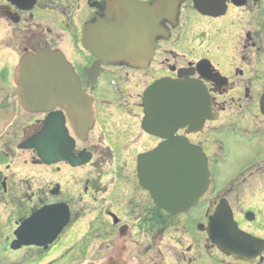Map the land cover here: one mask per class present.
I'll use <instances>...</instances> for the list:
<instances>
[{"label": "flooded vegetation", "instance_id": "flooded-vegetation-1", "mask_svg": "<svg viewBox=\"0 0 264 264\" xmlns=\"http://www.w3.org/2000/svg\"><path fill=\"white\" fill-rule=\"evenodd\" d=\"M108 2L35 0L33 8L54 12L59 19L57 26L44 27L43 36L32 28L41 23H29L33 8L26 11L11 0H0V264H76V255L92 250L97 258L77 264H264V249L238 259L221 252L203 230L224 199L238 228L264 240V0H201L214 15L200 12L193 0H178L175 21L160 23L164 33L147 65L100 64L92 81L88 72L96 58L81 45L82 30L104 15ZM202 22L214 26L219 38L204 51L194 43ZM11 36L20 39L15 45L22 49L20 55L10 45ZM65 41L80 44L84 52H65L58 47ZM36 46L59 50L94 100V123L84 139L76 135L62 107L52 110L64 116L73 162L89 154L85 164H46L36 150L20 148L41 131L47 116L23 108L15 83L20 57ZM220 50L223 62L217 58ZM108 76L119 77L140 109L132 121L111 119L101 108L106 100L94 99L99 82ZM161 78L200 83L209 96L211 119L199 130L189 131L186 125L174 133L204 152L209 170L207 191L197 205L176 215L157 209L137 176L138 155L163 141L141 128L142 94ZM138 133L145 140H139ZM231 147L240 150L244 160L234 175L223 178L217 167L226 164ZM245 195L258 203L233 204L234 198ZM201 204L202 212L193 214Z\"/></svg>", "mask_w": 264, "mask_h": 264}, {"label": "water", "instance_id": "water-1", "mask_svg": "<svg viewBox=\"0 0 264 264\" xmlns=\"http://www.w3.org/2000/svg\"><path fill=\"white\" fill-rule=\"evenodd\" d=\"M19 1L26 3L19 5ZM193 2L200 12L214 15L202 6L201 0ZM11 3L27 11L33 8L35 0ZM107 4L104 15L82 30V47L96 58L88 72L92 81V73L100 64L132 68L147 65L157 38L164 33L160 23L175 21L178 11V0H109ZM15 83L25 110L47 113L41 131L28 137L20 148L36 150L46 164L67 161L79 166L88 162L89 154L73 162V141L64 126V116L60 110L52 111L56 106L62 107L82 139L94 123V100L82 89L79 77L63 54L57 49L34 47L20 57ZM142 113L141 128L163 141L138 155L139 183L150 192L157 209L170 215L188 212L207 191V159L200 148L174 133L186 125L189 131L199 130L204 121L211 119L209 96L200 83L161 78L143 92ZM218 203L203 228L211 243L238 259L254 257L264 249V240L238 228L226 200ZM65 220L66 217L60 220L49 237L62 228Z\"/></svg>", "mask_w": 264, "mask_h": 264}, {"label": "rangeland", "instance_id": "rangeland-1", "mask_svg": "<svg viewBox=\"0 0 264 264\" xmlns=\"http://www.w3.org/2000/svg\"><path fill=\"white\" fill-rule=\"evenodd\" d=\"M83 8V7H81ZM194 15V13H192ZM32 19L33 21H29V23L33 22H37V23H41L42 26L38 25L37 27H32L33 30L39 31L43 36H46V33L44 31V27H49V28H53L55 26H57L59 24V19H58V15L54 12H51L49 10H41L37 7L33 8L32 10ZM190 30L186 33V37L190 36ZM194 35H196V40H195V44L198 46H202L200 47V51H204L205 50V46L207 47L209 44H215L216 40L219 41V38L216 36L215 33V28L212 25H208L206 22H202L201 27L199 28L198 32ZM58 39H61V37ZM55 41V39H53ZM20 43V39H14L13 36H11L10 39V45L11 47L18 53V55H20L22 53V49L20 47H17L15 45H19ZM60 49L64 50L65 52L71 54L72 56L75 55V53H83V49L81 48L80 44L77 45H71L69 42L67 43V41L61 43L60 46H58ZM12 56V54H11ZM216 57V56H215ZM217 58L219 59V62H223L226 60V58H223V51L220 50V53L217 54ZM15 59V58H14ZM128 88H126V85L119 79V77L117 76H108V77H103L101 79V81L99 82L97 88L95 89V91L93 92V97L94 99H96L98 102H100L102 99L106 100V103H104L101 108L107 109L105 110L106 113H109V115L111 117V119H117L119 120V118L122 119V121L124 120H131L134 119L136 116H138L140 114V109L135 106V101L133 100V98H131V96H128L126 94ZM118 106L119 110H115ZM113 108V109H112ZM110 109V110H109ZM35 117V116H33ZM32 117V118H33ZM122 123V122H121ZM138 139L139 140H145L144 137H142L140 135V133H138ZM135 140V139H134ZM129 143V140H127L125 142V145ZM124 148L121 147L119 150H123ZM243 155L240 153V150L238 149H234L233 147L230 148V152H229V156L228 159L226 161V164L224 165H220L219 167H217V169H219V172H221L222 177L224 178L225 176L228 177L229 175H234V173L238 170V168L241 166V164L243 163ZM19 164L16 165L19 166ZM27 169V168H26ZM22 170L21 172H25V170ZM80 172L79 170L77 171V173ZM81 174V172H80ZM224 175V176H223ZM222 178V179H223ZM237 197V196H236ZM239 200L235 199L232 201L234 205H237L238 207H246L247 205L250 204H255L258 203V199H256L254 201V198L251 196L245 195V196H241L238 198ZM203 204V202H202ZM202 204L200 205L199 208H196L195 210H193V214H199L202 212ZM98 220L95 222H93L92 224L94 226H97L98 224ZM242 226H244L245 228H251V230H253L256 233H259V231L257 229L252 228V226H250L249 224H245L243 223ZM161 244H165L164 241H162ZM99 242L96 241L95 244H93V246H98ZM97 249V247H96ZM96 252V250H92L89 254L90 255H76L75 256V261L76 264L81 261V259H85L86 257L89 258H97V257H93L95 255H93V253ZM99 256V255H97ZM145 262L146 258L144 259Z\"/></svg>", "mask_w": 264, "mask_h": 264}]
</instances>
